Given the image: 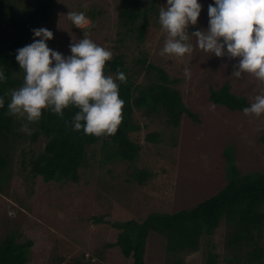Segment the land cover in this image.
<instances>
[{"label": "rangeland", "instance_id": "rangeland-1", "mask_svg": "<svg viewBox=\"0 0 264 264\" xmlns=\"http://www.w3.org/2000/svg\"><path fill=\"white\" fill-rule=\"evenodd\" d=\"M199 2L201 14L197 24L189 26L190 32L208 26V5L213 0ZM120 3L121 0H56L52 19L40 26L53 31V38L47 41L49 47L69 55V44L87 35L97 44L111 49L113 55L125 51L130 62L145 54L149 61L164 66L173 78H177V88L183 92L187 106L196 113L198 121L184 114L181 125L173 128L166 125L163 117H148L137 109L135 116L143 127L131 135L142 145L137 169L150 172L145 185H140L135 175H131L129 162L102 160V145L104 157H114L115 149L107 135L93 145L97 153L90 151L89 165L81 168L79 182H45L42 176L34 182L27 177L29 167L23 168L19 149L23 146L30 153H38L44 144L33 143L30 150L29 138L22 136L14 159L9 194L0 193V238L12 230L22 231L23 240L31 237L35 243L29 264H52L60 252L73 257L83 253L86 257L96 255V261L100 259L105 264H132L119 246L108 247L121 232L112 225L114 222L143 220L156 211L174 212L212 196L226 180L227 147L235 149V161L244 173L264 171V115L256 117L243 111H231L213 103L209 96L210 87L220 88L229 82L235 93L247 96L251 103L264 84L251 74L234 76L238 58L217 57L201 50L194 36L191 54L161 56L159 52L167 34L156 13L138 49L135 40L134 46L129 45L128 36L124 44L129 46L116 48L120 44L116 40L121 30ZM145 3L149 4L150 0ZM165 4L166 0H162L160 7ZM18 7L21 9V4ZM69 11H84L91 26L75 27L67 17ZM186 67L190 70L188 76L184 72ZM152 131L162 133L160 142L147 140V134ZM99 218L105 221L98 222ZM228 230L221 224L213 235L202 239L199 251L186 256L184 264H206L209 250L219 253V264H239L226 261V256L231 254L226 245ZM158 235L156 231L151 234L147 262L170 264L163 239Z\"/></svg>", "mask_w": 264, "mask_h": 264}, {"label": "trees", "instance_id": "trees-1", "mask_svg": "<svg viewBox=\"0 0 264 264\" xmlns=\"http://www.w3.org/2000/svg\"><path fill=\"white\" fill-rule=\"evenodd\" d=\"M55 1L0 0V66L7 77L5 82L0 83V96L5 98V106L0 108V193L9 194L14 159L22 136L29 138L30 150L33 143L44 144L38 153H30L23 146L19 149L23 168L29 167L27 177L34 182L39 176L45 182H79L81 168L89 165L90 151L97 153L93 145L101 142L105 136L75 131L70 124H66L78 111L74 106L65 108L63 117L44 110L41 119L31 123L8 114L10 91L22 85L24 76L15 59L16 49L30 43L33 28L52 19ZM161 3L162 0H150L149 4L145 0H121L118 13L121 30L116 39L120 44L116 48L134 46L135 40L138 49L153 15L156 13L159 16ZM18 4H21V9ZM90 12H93L92 9ZM127 36L130 38L129 45L124 44ZM118 72H124L126 76L125 81H117L120 98L124 100L123 119L116 132L107 135L108 142L115 149L114 157H104L102 145V160L108 163L129 162L132 166L129 171L131 175H135L133 177L140 185H145L150 172L137 169L136 162L142 145L131 135L143 127L135 116L137 109L148 117H163L166 125L173 128L181 125L184 114L196 121L198 117L187 106L181 89L177 88V78H173L164 66L149 61L147 55L137 56L130 62L125 51L114 53L112 59L106 62L105 73L115 77ZM209 96L213 103L224 105L231 111H242L250 105L247 96L235 93L229 82L220 88L210 87ZM25 123H28L30 132H24ZM161 136V132L152 131L146 138L160 142ZM234 151L231 146L226 148V180L215 194L174 212L156 211L143 220L114 222L112 225L120 228L121 232L108 247L119 246L124 256L132 260V264H148L146 253L149 239L156 231L163 239L170 264H184L186 256L201 249L203 238L213 235L221 224H225L229 229L226 245L231 252L226 256V261L264 264V171L244 173L235 161ZM103 221V218L98 219V222ZM34 243L31 237L23 240L22 231H10L0 238V264H29ZM95 256L86 257L83 253L73 257L60 252L52 264H105L100 259L96 261ZM206 259V264H219L221 261L219 253L210 250Z\"/></svg>", "mask_w": 264, "mask_h": 264}, {"label": "clouds", "instance_id": "clouds-1", "mask_svg": "<svg viewBox=\"0 0 264 264\" xmlns=\"http://www.w3.org/2000/svg\"><path fill=\"white\" fill-rule=\"evenodd\" d=\"M199 0H166L159 9L158 22L167 34L161 56L184 57L193 52L191 38L199 49L217 57L238 58L233 75L247 73L264 84V0H213L208 5V26L189 31L201 14ZM68 19L77 28L90 27L84 11H69ZM33 41L16 49L15 59L23 70V83L10 91L8 114L39 121L44 110L60 117L64 109H78L70 124L73 130L96 136L114 134L123 116L124 100L119 95L117 81H125L124 72L115 77L105 73L112 51L84 35L69 44L70 54L64 55L49 47L53 31L46 27L33 28ZM185 75L190 70L184 69ZM7 79L0 66V83ZM5 106L0 96V108ZM246 115H264V88L249 106ZM28 123L23 130L30 132Z\"/></svg>", "mask_w": 264, "mask_h": 264}]
</instances>
